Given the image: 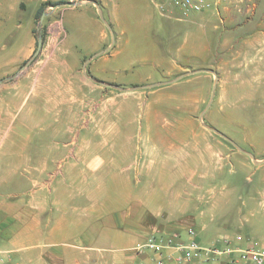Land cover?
Segmentation results:
<instances>
[{"label":"crops","instance_id":"crops-1","mask_svg":"<svg viewBox=\"0 0 264 264\" xmlns=\"http://www.w3.org/2000/svg\"><path fill=\"white\" fill-rule=\"evenodd\" d=\"M86 1L92 0H0V37H16L9 43L22 52L20 65L37 46V16L42 11V17L48 20L35 62L42 68L32 75L33 97L40 99L42 94L49 101L77 98L70 86L71 77L77 76L84 61H89L91 73L109 83L154 84L191 72L185 76H200L207 84H239L242 91L248 92L256 85V91L263 92L264 0H202L205 6L199 12L157 0H96L97 5ZM47 3L56 7L46 9ZM25 20L24 28L21 23ZM105 48L108 51L100 53ZM128 73L135 77L124 80L122 75ZM56 84L64 87L60 90L55 88ZM24 104L17 110H23ZM11 128L0 126V147L9 139ZM26 129L38 132L40 125ZM35 140L37 148L55 145V141H43L41 145L39 137ZM97 144L101 148L124 146L109 145L107 141ZM144 146L162 147V141L149 140ZM136 158L133 156L130 163H135ZM165 158L145 156L143 161L151 165ZM24 164L27 165L20 172L14 166L8 173L10 178L20 181L18 190L17 185L3 182L7 173H0V250L8 253L6 264L153 263L151 252H135L136 246L150 234L160 232L147 202L134 201L106 212L103 205L73 206L71 189L66 188V171L62 179L47 173L53 177L41 184L40 161L31 166ZM82 164L85 166L80 173L99 174L104 164L103 152ZM263 164L245 177L254 191L239 211L216 204L214 198L202 210L199 197L217 194L212 189L201 193L193 178L185 180L184 174L176 177L180 188L175 199L181 195L190 198L183 207H167L161 233H176L186 240L187 230L194 229L201 246L225 252L210 260L196 257L190 264H227L229 258L238 257L239 250L254 243L256 249L264 250ZM62 187L63 204L59 203ZM221 191L219 200L224 203L229 195L225 189ZM243 210L250 212L253 219L244 218ZM166 264L175 262L171 258Z\"/></svg>","mask_w":264,"mask_h":264},{"label":"rangeland","instance_id":"rangeland-1","mask_svg":"<svg viewBox=\"0 0 264 264\" xmlns=\"http://www.w3.org/2000/svg\"><path fill=\"white\" fill-rule=\"evenodd\" d=\"M47 6L51 5H45L46 9ZM41 14L36 19V36L37 41L41 37L42 47L48 20ZM26 23L23 21L22 27ZM15 38L14 35L0 37V112L16 110L0 114V126L12 127L9 139L0 147V173H7L3 182L17 185L18 190L20 181L8 176L10 169L15 166L18 173L27 165L24 163L31 166L39 160L41 184H46L52 173L62 179V173L67 172L66 188L71 189L73 206L103 205L106 212L134 201L147 202L160 232L167 207H183L190 198L181 195L175 199L180 188L178 175L184 174L189 181L193 178L201 193L212 189L217 194L199 197L202 210L212 204L213 198L216 204L232 206L236 211L247 202L254 186L248 185L245 177L264 163V89L256 91L253 85L248 92L242 91L239 84H207L200 76H185L191 72L166 77L164 82L154 84L109 83L91 73L87 67L89 61H84L77 76L71 77L70 86L77 98L49 101L41 94L37 99L30 88L32 75L42 68L35 64L41 47L34 55L36 46L31 57L20 65L22 52L9 43ZM122 77L129 80L135 76L128 73ZM63 87V84L55 85L60 90ZM22 103L24 109L17 110ZM200 117L243 152L205 128ZM34 124L40 125L38 132L26 129ZM36 137L41 145L48 140L55 141V145L37 148ZM149 140H161L162 147H145ZM100 141L124 146L97 147ZM101 152L102 171L97 175L80 173L85 166L82 163ZM159 155L167 158L151 165L143 161L145 156ZM133 156L137 160L130 163ZM222 189L229 195L224 203L219 200ZM60 190L59 203L63 204V187ZM251 216L243 210L244 218L251 220ZM186 223L191 226L189 219Z\"/></svg>","mask_w":264,"mask_h":264},{"label":"built area","instance_id":"built-area-1","mask_svg":"<svg viewBox=\"0 0 264 264\" xmlns=\"http://www.w3.org/2000/svg\"><path fill=\"white\" fill-rule=\"evenodd\" d=\"M161 3L169 2L173 6H180L185 11L199 12L205 6L202 0H157ZM237 5L238 3L235 2ZM135 252L153 254L152 264H166L167 260L173 259L175 264H190L194 258L203 257L206 260L213 259L225 252L214 248L201 246L196 239L194 229L187 230L186 240H182L176 233L154 232L150 234L143 243L136 246ZM171 253L173 257L171 256ZM230 253V252H228ZM8 253L0 250V264H6ZM227 264H264V250L256 249V244L250 245L238 251V257L229 258Z\"/></svg>","mask_w":264,"mask_h":264},{"label":"water","instance_id":"water-1","mask_svg":"<svg viewBox=\"0 0 264 264\" xmlns=\"http://www.w3.org/2000/svg\"><path fill=\"white\" fill-rule=\"evenodd\" d=\"M86 2H90V3H93V4L97 5V3H96L95 1H86ZM78 4H79V3H66L65 5H66V6H74V5H78ZM54 7H56V6H54ZM99 15H100L101 19H103L102 16H101V14H99ZM40 47H41V37H38V41H37V49H36L34 55H36V54L39 52ZM92 80L96 81L95 79H92ZM0 82H1V81H0ZM200 121H201V124H202L205 128H207L208 130L213 131L214 133L218 134L220 137H222L223 139L227 140L229 143H231L232 145H234L239 151H242V152H243V150H242L240 147H238L234 142H232L230 139H228L227 137H225L222 133H220L219 131H217V130H215V129L209 127V126L206 125L205 123H203L201 117H200ZM246 154H247L248 156H250L251 159H253V156H252L250 153H246ZM253 160H254V159H253Z\"/></svg>","mask_w":264,"mask_h":264},{"label":"trees","instance_id":"trees-1","mask_svg":"<svg viewBox=\"0 0 264 264\" xmlns=\"http://www.w3.org/2000/svg\"><path fill=\"white\" fill-rule=\"evenodd\" d=\"M92 1H95L96 2V0H92ZM45 5H51V6H54L55 4H53V3H47V4H45ZM42 12V11H41Z\"/></svg>","mask_w":264,"mask_h":264}]
</instances>
